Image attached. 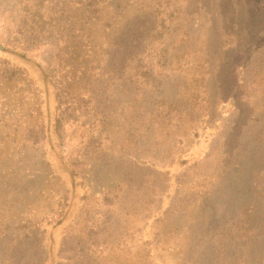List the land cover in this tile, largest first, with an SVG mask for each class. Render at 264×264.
I'll return each instance as SVG.
<instances>
[{"label": "rangeland", "instance_id": "rangeland-1", "mask_svg": "<svg viewBox=\"0 0 264 264\" xmlns=\"http://www.w3.org/2000/svg\"><path fill=\"white\" fill-rule=\"evenodd\" d=\"M219 19L202 29L200 38L210 35L211 46L223 29ZM17 21L15 2L0 0L1 44L12 47ZM181 37L175 30L167 41H175L174 48ZM237 45L224 67L214 62L199 68L191 109L171 108L167 101L175 99L181 73L194 81L192 57L199 46L182 66L173 59L155 67L166 76L152 81L130 82L106 69L110 75L90 85L92 109L66 100L58 113L60 129L53 126L56 98L47 77L12 48L0 52L11 67L24 68L42 94L39 120L12 94L16 80L0 77V130H7L0 139V264H41L39 239H45L43 252L47 245L43 264H238L242 248L230 230L240 219L236 188L239 173L246 172L236 171L234 152L240 144L243 153H264V141H256L264 124V73L254 78L264 69V50L253 55V72L247 66L239 87L229 67ZM15 48L44 72L52 73L59 62L50 45ZM73 88L89 92L79 83ZM190 111L212 114L197 136L191 132L194 120L185 119ZM55 197L64 210L59 224L38 223L40 229L32 230L53 213Z\"/></svg>", "mask_w": 264, "mask_h": 264}, {"label": "trees", "instance_id": "trees-1", "mask_svg": "<svg viewBox=\"0 0 264 264\" xmlns=\"http://www.w3.org/2000/svg\"><path fill=\"white\" fill-rule=\"evenodd\" d=\"M13 2L18 21L14 24L12 47L0 43V52L5 53L6 48H12L14 55L32 66L34 71L47 77L56 98L53 119V126L56 129L60 126L58 113L66 100L68 102L69 99L79 100L78 102L83 103L84 110L87 107L92 109V105H88L89 96L93 92L90 85L95 80L108 77L110 74L106 69H109L115 78L129 77L130 82H135L130 77L140 80L143 78L146 82L152 81L157 77L166 76L161 70L157 73L155 67H164L173 59L182 66L189 52L199 46L201 52L198 56L192 57V62H197L191 65L194 68L191 73L194 81L184 79L185 73L179 69V73L183 72L181 73L183 80L174 93L175 99L165 100L171 108L181 107V104L190 108L194 106L191 100H194L196 82L199 81V68L214 62H219L224 67L234 43H237L236 50H233V64L230 63L229 67L230 75L235 78L233 81L240 87V84L245 83L244 70L249 67L248 69L253 72L250 65V62H253V55L264 50V0H13ZM214 16L220 17L223 29L211 46L210 35L204 39L200 36L206 23L211 19L214 21ZM175 30L180 31L182 37L172 48L175 41H167V38L171 39V33ZM194 31H197L195 36ZM198 40L204 46L197 43ZM16 45H20L26 51L37 46L50 45L56 49L59 62L52 69V73L44 72L39 64L26 55L25 50L17 52ZM0 65L10 69L7 73L0 71L2 79L12 78L13 82L16 80L12 85L14 91L12 94L18 97V102L22 105L25 106L27 103L30 116L41 120L42 94L35 81L24 68L15 65L11 67L7 60L0 59ZM261 73H264V69L257 72L254 78L257 79ZM75 83H79L82 89H88V94L74 90ZM0 99L3 100L4 97ZM14 113H17V109L12 103V114ZM211 116L210 113L197 116H194L192 111L187 113L186 121L188 117L194 120L191 131L193 136H197L201 128H207L206 119ZM263 125L256 133V141L259 144L264 141ZM6 134L7 130H0V139ZM55 135L58 133L55 132ZM238 146L240 151L238 152L236 148L234 152L237 157L234 166L236 165L237 172L243 169L246 174L239 173V186L236 190L242 197L238 203L240 219L238 223H232L234 227L230 231L235 237L231 239L237 242L238 249L242 248V257L238 264H264V153H258L256 148L255 151L246 154L243 153L240 144ZM58 157L62 159L60 153ZM70 179L73 180L71 174ZM58 200L60 201V198L53 199L54 208H50L53 213L49 211L47 216L41 218L42 222L33 223L32 230L40 229L38 223H46L52 227L59 224L64 210ZM44 241L45 239L43 242L39 239L37 242L41 264L44 263L47 252V245L46 251H42L45 248ZM227 248L224 245L223 251L228 250ZM209 264L212 262L209 261Z\"/></svg>", "mask_w": 264, "mask_h": 264}]
</instances>
